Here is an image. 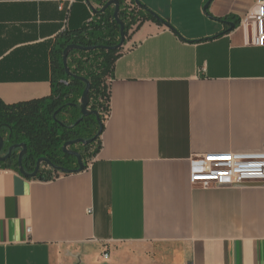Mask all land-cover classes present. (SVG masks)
<instances>
[{"label": "crops", "instance_id": "1", "mask_svg": "<svg viewBox=\"0 0 264 264\" xmlns=\"http://www.w3.org/2000/svg\"><path fill=\"white\" fill-rule=\"evenodd\" d=\"M89 1L0 0L6 104L51 96V49ZM136 1L170 27L132 33L92 164L50 180L0 164V264H109L134 243L174 246V264H264V184L191 183L193 156L264 151V47L240 24L259 0Z\"/></svg>", "mask_w": 264, "mask_h": 264}, {"label": "trees", "instance_id": "2", "mask_svg": "<svg viewBox=\"0 0 264 264\" xmlns=\"http://www.w3.org/2000/svg\"><path fill=\"white\" fill-rule=\"evenodd\" d=\"M110 1L112 0H96L98 6L103 7ZM118 1L119 16L125 25V36L132 26H136L135 30H138L146 21L166 23L146 6H138L136 0ZM127 1L134 6L130 12L126 5ZM112 7L100 12L97 9L94 17L91 16L90 21L78 32L51 49V96L16 104H6L0 98V137L4 139V152H8L15 145H20L18 153L5 162L0 161V164L20 171L19 156L25 147L26 153L22 164L26 172L33 173L41 159H48L53 165L70 171L62 173L53 168L47 169L48 165H42L37 178L50 180L47 172L77 173L78 160L74 155L64 151V145L78 139H93L100 131L96 115L83 117L81 114L80 100L86 84L69 76L64 66V51L70 44H77L84 47H112L92 51L72 50L68 56V67L71 72L90 82L89 109L98 112L102 121V133L93 143L70 147V151L81 154L85 168L89 167V162L101 148L104 124L110 114L111 81L116 62L123 55V47L114 48L121 41V27L114 18L115 10ZM77 145H83L84 149L79 151ZM92 148L94 151L90 152Z\"/></svg>", "mask_w": 264, "mask_h": 264}, {"label": "built area", "instance_id": "3", "mask_svg": "<svg viewBox=\"0 0 264 264\" xmlns=\"http://www.w3.org/2000/svg\"><path fill=\"white\" fill-rule=\"evenodd\" d=\"M77 0H69L72 6ZM129 12L134 6L126 2ZM103 6H98L101 9ZM93 6H91L93 15ZM241 26L247 31L253 29L251 44L264 47V0L241 20ZM94 160V159H93ZM89 162V166L92 164ZM191 183L204 188L209 187H246L256 183L264 184V151L258 153H209L191 158ZM106 254L105 258L109 259Z\"/></svg>", "mask_w": 264, "mask_h": 264}, {"label": "water", "instance_id": "4", "mask_svg": "<svg viewBox=\"0 0 264 264\" xmlns=\"http://www.w3.org/2000/svg\"><path fill=\"white\" fill-rule=\"evenodd\" d=\"M87 3H90V1L87 0ZM136 3H137L138 6H140V7L142 6V4L139 1H136ZM209 4H210V2L208 3L206 9H208ZM112 6L115 7L114 18L116 19V21L118 22V24L121 27V41L114 48L120 49V48H122L124 46V43H125V25H124L123 21L120 19V16H119V14H120V2L118 0H112V1L108 2L98 12L104 11L107 8L112 7ZM93 11L96 12L97 10L96 9H93ZM227 24L231 25V28H235V24H232V23H229V22H227ZM166 25L169 26L168 24H166ZM98 48L111 49L112 47H105V46H103V47L102 46L101 47H98V46L84 47V46L77 45V44H70L66 48V50L64 51V66H65L66 71H67V74L69 76H71V77H73L75 79L76 78L77 79H80L81 81H83L86 84V88H85V90L83 92V95H82V98L80 100V104H81V114H82L83 117L89 116V115H96L97 116V119H98V122H99V125H100V131H99V133H98L97 136H100V134L102 133V121L100 119L99 113L98 112H92L89 109V94H90V88H91L90 82L88 80H86L85 78H82V77H79V76L74 75L71 72V70L69 69V67H68V56H69V54H70V52L72 50L92 51V50H95V49H98ZM97 136L95 138H93V139H90V140L78 139V140H75V141H70V142H67L64 145V151L70 153L71 155H74L77 158V160H78L79 168L77 169L76 172H83V171H85L86 168H85V165L83 163V158H82V156H81L80 153H78L76 151H70L68 148L71 147V146H73V145H76V144L89 145V144L93 143L96 140ZM3 147H4V139H2L0 137V161L5 162V161H7L12 156L14 150L20 148V145H15V146L11 147L9 149V153H8L7 156H2ZM23 148H24V151L21 152L20 153V156H19V166H20V172L23 175H25L26 177L37 178V176H38V174H39V172L41 170L42 165H48L51 168H53L54 170L60 171L62 173H68V172H70V171H67V170H65L63 168H60V167L56 166V165H53L48 159H41V160H39L38 163H37V165H36L35 171L33 173L26 172V170L24 169L23 164H22L23 157H24V155L26 153L25 147H23Z\"/></svg>", "mask_w": 264, "mask_h": 264}, {"label": "rangeland", "instance_id": "5", "mask_svg": "<svg viewBox=\"0 0 264 264\" xmlns=\"http://www.w3.org/2000/svg\"><path fill=\"white\" fill-rule=\"evenodd\" d=\"M92 17H94V13ZM135 29L136 26H132L129 29L128 34L125 36L123 52L129 49L130 45L128 43ZM82 146L83 145H77L76 148L79 151H82L84 149ZM68 149L70 150V147ZM89 151L93 152L94 148ZM46 168L52 169L50 166H47ZM48 173L49 172L46 174L49 175L51 179L62 175V173ZM173 250L174 246L161 243H134L116 246L109 250L110 254H113L109 264H174L171 257ZM80 261V256H76L74 264H79Z\"/></svg>", "mask_w": 264, "mask_h": 264}, {"label": "flooded vegetation", "instance_id": "6", "mask_svg": "<svg viewBox=\"0 0 264 264\" xmlns=\"http://www.w3.org/2000/svg\"><path fill=\"white\" fill-rule=\"evenodd\" d=\"M8 153H9V151H8V152H4V148H3V150H2V156H7V155H8ZM16 153H18V150H17V149L13 151V154H12V156H13L14 154H16ZM12 156H11L9 159H11V158H12ZM9 159H8V160H9Z\"/></svg>", "mask_w": 264, "mask_h": 264}]
</instances>
